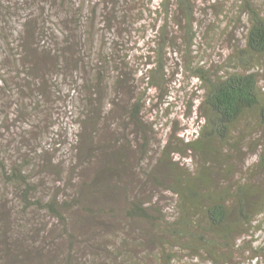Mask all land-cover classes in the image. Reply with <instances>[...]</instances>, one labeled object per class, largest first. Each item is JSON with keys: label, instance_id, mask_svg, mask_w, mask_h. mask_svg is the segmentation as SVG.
Wrapping results in <instances>:
<instances>
[{"label": "rangeland", "instance_id": "374dc122", "mask_svg": "<svg viewBox=\"0 0 264 264\" xmlns=\"http://www.w3.org/2000/svg\"><path fill=\"white\" fill-rule=\"evenodd\" d=\"M191 1L195 12L191 32L195 37L190 41L187 21L176 0H170L167 13L158 5L160 0H0V135H4L0 138V157L4 151L10 155V162L20 161L25 153L35 156L29 145L40 142L46 147L43 150H52L37 156L36 175L46 163L45 158L55 155L59 159L55 163L61 162L58 166L63 176L49 173L42 176L41 182L53 186L54 191L64 189L73 199L69 189L73 185L68 181L77 188L91 180L104 158L98 155L99 160H91L87 156L85 162L78 161L76 141L82 139L78 135L82 132L78 115L89 110L98 116L100 111L106 118L90 115L98 119L99 129L90 143L101 142L130 151L131 166L125 183L130 182L133 189L129 190L130 200L123 199L120 208L138 196L152 199L165 216L173 218L177 213L176 193L156 184L148 175L153 170L167 173L161 163L167 144L171 150L183 147L174 155L182 166L195 170L201 163L195 151L184 150L186 143L200 136L206 121L200 110L204 90L196 68L218 75L247 69L258 75L264 90V56L260 60L252 57V64L248 65L244 61L247 53L242 52L246 49L245 32L249 25L246 5L253 4L264 11V0ZM164 36L167 44L161 47ZM57 37L76 41L75 51L85 52V58L78 67L72 65L60 73L44 75L48 81L44 89L42 75H36L29 56L40 53L42 46L51 48ZM159 61L164 66L161 69L157 68ZM92 79L93 84L97 82L104 88L96 106L89 105L88 90L74 85L76 81L88 85ZM52 84H59L60 92ZM140 99L144 109L140 124H136L128 110ZM242 124L252 133L245 142L256 140L258 118L248 117ZM7 126L9 129H5ZM35 130L41 132L38 137L33 135ZM87 134L90 136L91 130ZM22 139L28 145L20 142ZM20 144L19 152L16 148ZM256 157L244 144L242 153L233 160L238 166L237 175L243 174ZM165 179L173 182V178H162L165 184ZM9 197L17 198L15 192ZM73 202L66 213L69 224L65 227L79 239V250L84 249L75 264H84L85 256L90 264H169L159 257V247L147 239L144 230L148 226L142 220H131L120 211L116 222L109 223L107 237L101 233L92 238L96 231H92L89 210L85 204ZM31 212V216L47 225V239L62 260L68 252L64 225L46 211ZM244 240L240 241L233 264H264V213ZM128 252L130 256L124 257ZM182 261L181 264H212L197 258L192 261L184 257ZM28 264L36 263L29 260Z\"/></svg>", "mask_w": 264, "mask_h": 264}, {"label": "trees", "instance_id": "16d2710c", "mask_svg": "<svg viewBox=\"0 0 264 264\" xmlns=\"http://www.w3.org/2000/svg\"><path fill=\"white\" fill-rule=\"evenodd\" d=\"M176 2L182 17L187 21L188 39L191 41L195 37L191 32L195 13L192 1ZM158 5L167 13L171 3L170 0H160ZM246 6L249 25L245 32L246 49L242 52L247 53L244 61L249 65L252 57L260 60L264 56V11L253 4ZM43 33H46L45 30ZM165 44L167 39L164 36L161 47ZM75 45H78L76 41L57 37L53 38L51 48L44 49L45 46H42L40 53L30 54V62H34V72L42 75L44 89V84H48L43 79L44 75L60 73L72 65L78 67L77 64L85 58V52H76ZM45 59L50 62H44ZM162 67L164 66L159 61L157 68ZM97 74L100 75V72ZM196 75L201 81V89L204 90L200 110H203L206 121L200 136L186 143L184 150L195 151L201 163L195 170L182 166L179 159L175 160L174 155L179 150L182 151L183 147L171 150L170 144H167L163 149L165 156L161 159L167 173H154L153 170L148 175L156 184H162L176 193L177 213L173 218L165 216L152 199L142 200L138 196L120 208L123 199L130 200L129 190L133 189L130 182L125 183L131 166L128 156L130 151L126 152L123 147L112 148L106 143H90L99 130L98 119L106 117L101 116L100 111L98 116L94 111H82L78 115L82 130L78 134L82 139L76 141L78 161L85 162L87 156L91 160H99L98 155H104V158L101 159L102 165L96 167L91 180L77 188L73 187L75 183L68 181L73 185L69 187L73 192V199L66 195L64 189L54 191L53 186L49 187L41 182L42 176L49 173L63 176L61 166H58L61 162L55 163L59 160L55 155L45 158L46 163L42 164L39 175H36L37 156L41 157L43 153L45 155L52 150H43L46 147L40 142L29 145L34 149L35 156L25 153L20 161L10 162V155L4 151L0 157V264H28L29 260L36 264H75L81 259L79 239L66 228L69 224L66 213L72 208L73 200L77 204H85L89 210L87 214L93 226L92 231H96L92 238L101 233L107 237L109 223L116 222V214L123 211L131 220L140 219L147 224L148 229L144 230L147 239L159 247V257L167 260L169 264H181L184 257L192 261L196 258L203 259L212 264H233L235 252L240 250V241L251 234L258 217L264 213V179H260L264 177V90L258 75L248 72L247 69L246 72L235 70L227 75H218L208 69L196 68ZM92 82L93 79L87 85L85 81L81 84L76 81L74 85L88 90L89 105L96 106L95 102L101 98L104 88L99 87L97 82ZM52 86L60 92L59 84ZM88 102L83 109L87 108ZM140 103L141 99L128 110L136 124H140L144 109ZM91 114H96L94 117L98 119H92ZM248 117L258 118L257 131L255 130L258 138L245 142L252 134L242 124ZM47 118L51 119V114ZM47 118L40 119L47 121ZM50 124L53 126V122ZM38 129L41 130L40 127ZM89 130L92 133L90 136L87 134ZM40 134V131H33L36 137ZM1 137L4 135H0ZM20 142L27 145L29 143L25 139ZM244 144L257 157L238 176V166L233 160L238 153H242ZM0 147L2 148L1 145ZM21 147L20 144L16 149L20 152ZM37 176H40L39 181ZM162 178H173V182L167 183L168 180L165 179V184ZM13 192L16 193V199L9 197ZM31 209L35 212L46 211L64 225L68 252L62 260L56 254V247H52L47 239V225L36 219V216H31ZM83 251L84 249L81 252ZM130 254L131 252L126 253L124 257L127 258ZM84 259V264L91 263L86 256ZM125 260L123 258L122 262ZM118 263L121 264V261Z\"/></svg>", "mask_w": 264, "mask_h": 264}]
</instances>
